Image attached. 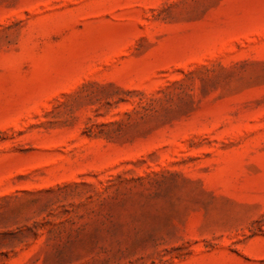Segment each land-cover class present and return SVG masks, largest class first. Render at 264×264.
<instances>
[{
	"label": "rangeland",
	"instance_id": "1",
	"mask_svg": "<svg viewBox=\"0 0 264 264\" xmlns=\"http://www.w3.org/2000/svg\"><path fill=\"white\" fill-rule=\"evenodd\" d=\"M0 264H264V0H0Z\"/></svg>",
	"mask_w": 264,
	"mask_h": 264
}]
</instances>
